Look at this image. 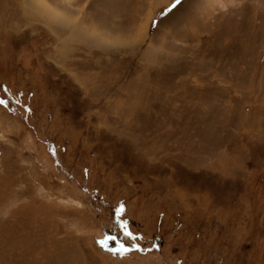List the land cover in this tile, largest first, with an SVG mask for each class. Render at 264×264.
Masks as SVG:
<instances>
[{"label":"rangeland","instance_id":"rangeland-1","mask_svg":"<svg viewBox=\"0 0 264 264\" xmlns=\"http://www.w3.org/2000/svg\"><path fill=\"white\" fill-rule=\"evenodd\" d=\"M42 1L96 35L0 0V264H264V0Z\"/></svg>","mask_w":264,"mask_h":264},{"label":"bare ground","instance_id":"bare-ground-1","mask_svg":"<svg viewBox=\"0 0 264 264\" xmlns=\"http://www.w3.org/2000/svg\"><path fill=\"white\" fill-rule=\"evenodd\" d=\"M24 6L29 7V9L36 13L37 16H45L48 19L54 20L57 23H61V24H65V25H69V27H71L73 30H71L70 32H77L80 31L82 32V35H78L76 33H73L77 36H82L83 39H94L93 35L94 32L89 31L88 29L84 28L83 26H80L79 24H77L76 22H72L69 20V18L65 15V14H60L58 12H56L54 9L49 8L46 3L42 0H24L23 2ZM64 25V26H65ZM78 33V32H77ZM81 39V37H80Z\"/></svg>","mask_w":264,"mask_h":264},{"label":"snow or ice","instance_id":"snow-or-ice-1","mask_svg":"<svg viewBox=\"0 0 264 264\" xmlns=\"http://www.w3.org/2000/svg\"><path fill=\"white\" fill-rule=\"evenodd\" d=\"M181 3H182V0H173L172 4H171V6H170V8H169L168 10L171 11L172 9H175V8H176L177 6H179ZM5 103H6L5 101L0 100V104H5ZM122 212H123V206H121L119 209H117V216H119ZM120 227H121L122 229H125L124 234H125L126 236L131 237V233H129V232L126 231V224H125V223H120ZM132 238L135 239V237H132ZM121 248H122V250H123L124 252H127V251H128V249H127V248H124L123 245H121Z\"/></svg>","mask_w":264,"mask_h":264},{"label":"water","instance_id":"water-1","mask_svg":"<svg viewBox=\"0 0 264 264\" xmlns=\"http://www.w3.org/2000/svg\"><path fill=\"white\" fill-rule=\"evenodd\" d=\"M107 242H109L107 249H118L121 247V244L118 243L113 237H111V239Z\"/></svg>","mask_w":264,"mask_h":264},{"label":"flooded vegetation","instance_id":"flooded-vegetation-1","mask_svg":"<svg viewBox=\"0 0 264 264\" xmlns=\"http://www.w3.org/2000/svg\"><path fill=\"white\" fill-rule=\"evenodd\" d=\"M110 239H111V238H110ZM110 239H106L105 242H106V241H109ZM108 244H109V242L106 243L107 247H108ZM118 249H119V248H118Z\"/></svg>","mask_w":264,"mask_h":264}]
</instances>
